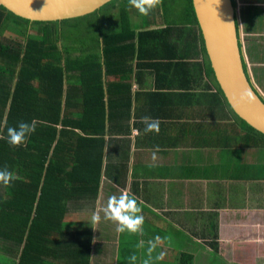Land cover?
<instances>
[{
	"label": "trees",
	"instance_id": "1",
	"mask_svg": "<svg viewBox=\"0 0 264 264\" xmlns=\"http://www.w3.org/2000/svg\"><path fill=\"white\" fill-rule=\"evenodd\" d=\"M247 16L246 29L254 31L260 19L255 12ZM8 29L19 40L2 47L9 50V63L0 66V136L4 137L0 139V168L7 167L15 180L9 187L0 185V264H109L114 241L103 242L101 229L94 230L91 220H86L91 214H79L72 207L80 201L95 203L99 196L104 151L101 136L114 107L120 104L112 99L114 93L118 97L130 87L126 81L133 77L134 68H129V59L143 74L154 75L151 103H162L157 97L169 94H163L161 88L172 90L175 79H181L179 90L190 91L191 102H200L215 90L205 105V116L211 115V107L218 101L223 123L234 118L247 132L246 142L238 145L228 138L224 142L222 137L221 144L230 148L234 174L264 179V164H257L255 171L251 170L253 163L247 168L243 164L256 152L259 162H264L260 159L264 158V134L229 105L211 66L193 0H162V6L147 16L130 7L128 0H113L89 15L51 22L30 21L0 6V36ZM194 56L200 60H187ZM205 78L208 81L203 84ZM75 100H80L81 120L94 117L99 123L75 124L88 138L100 137L97 140L102 148L97 158L91 156L87 162L72 157L74 144L73 148L70 144L75 133L64 120L77 110L72 104ZM127 105L130 103L123 107ZM32 120L37 122L36 130L26 146H11L7 128ZM95 160L96 174L88 172L76 184V175ZM249 169V173L241 171ZM124 248L121 245V255ZM214 250L219 256L215 244ZM182 256V264L194 263L192 253ZM120 264H129V259ZM136 264H142L138 257Z\"/></svg>",
	"mask_w": 264,
	"mask_h": 264
},
{
	"label": "crops",
	"instance_id": "2",
	"mask_svg": "<svg viewBox=\"0 0 264 264\" xmlns=\"http://www.w3.org/2000/svg\"><path fill=\"white\" fill-rule=\"evenodd\" d=\"M245 5L248 8L244 10L243 26L249 17L247 15L255 12L259 18L262 17L257 20L258 28L256 26L252 31L256 40H247L251 46L246 50L243 46L245 60L257 63L255 67H248L254 82L264 79V29L261 27L264 25V12L259 10L264 9V0H245ZM247 10L253 13H247ZM13 40L18 41L19 38L9 33V29L1 34L0 66L9 63V50L3 51L2 47H9V42ZM195 59L200 60L197 56L187 60L192 62ZM128 64L129 68H134L133 77L126 81L130 87L120 91L118 97L114 93L112 99H118L120 104L116 105L118 108L114 107L113 116L108 118L107 129L101 136L104 151L97 201H80L73 207L71 205L78 209L79 214L92 215L97 207L106 205L110 195H119L121 190H127L143 201L145 234L142 237L117 232V225L104 220L101 212V222L95 225L98 227L96 230L101 229L103 242L112 239L115 245V251L111 250L110 253L111 258L108 257L109 264L125 263L133 254L142 262L147 258V241L157 235L166 239L153 257L160 251L165 252V256L163 260L154 261V264H182L179 262L182 254L194 255V252L200 255L195 253L193 264H225L223 261L226 264H250L248 260L251 261L253 257L254 264H264V205L262 202L261 206H255L251 202L253 187L264 186V179L234 174L233 158L227 151L230 148L221 144L222 137L224 142L228 138L237 145L246 142L244 136L247 132L234 118L223 123L218 101L213 103L211 115L205 116V105L215 90L210 91L208 97H201L200 102H191L188 96L190 91L178 89L181 79L171 81L172 90L161 88L163 94H169L168 97H157V100L163 99L162 103H151L154 97H149V93L155 90L154 75L140 72V66H136L134 60L129 59ZM183 81L190 82L187 78ZM207 81L205 78L203 84ZM256 86L258 88L259 85ZM108 98L107 95L106 100ZM2 102L0 110L3 108ZM125 103L130 105L124 108ZM72 104L76 105L77 110L64 118L68 121L66 125H71V131L75 133L70 144L71 148L74 144L72 157L85 162L91 156L96 159L102 148L97 140L100 137L88 138L75 124L94 126L99 123H95L94 117L81 120L80 100L72 101ZM8 110L9 104L5 114ZM145 116L160 121L159 134L144 132L142 117ZM44 124L53 126L51 122ZM193 125L200 129H194ZM156 146L160 151L155 153L153 159ZM250 164L252 162L247 167ZM263 164V161L258 163ZM75 165L81 169L78 161ZM96 171L95 160L88 169L76 175V184L81 183L88 172L96 174ZM257 191L262 199L264 193ZM141 239L145 241L144 248L137 247ZM214 244L218 247L219 256L215 254ZM121 245L125 247L123 255Z\"/></svg>",
	"mask_w": 264,
	"mask_h": 264
},
{
	"label": "water",
	"instance_id": "3",
	"mask_svg": "<svg viewBox=\"0 0 264 264\" xmlns=\"http://www.w3.org/2000/svg\"><path fill=\"white\" fill-rule=\"evenodd\" d=\"M113 0H0V6L30 21L51 22L89 15ZM234 0H193L211 66L229 105L264 134V99L244 67ZM250 91L252 100H242Z\"/></svg>",
	"mask_w": 264,
	"mask_h": 264
},
{
	"label": "clouds",
	"instance_id": "4",
	"mask_svg": "<svg viewBox=\"0 0 264 264\" xmlns=\"http://www.w3.org/2000/svg\"><path fill=\"white\" fill-rule=\"evenodd\" d=\"M130 7L136 9L141 15L147 16L153 10L162 6V0H128ZM240 39L242 38V27L240 21V15L237 13ZM241 49L244 60L245 71L247 72L249 79L252 81L253 85L256 86L251 79L248 64L245 60L242 41ZM242 100H252L253 95L250 91H245L241 97ZM36 121L32 120L29 122L21 121L15 127L7 128V140L8 143L13 147L26 146L29 138L36 130ZM142 123H144L145 133L155 132L159 134L160 132V121L154 120L150 117H142ZM0 136V139H3ZM160 151L159 146H156L153 151V159H155V153ZM15 180V175L13 172L9 171L7 167L0 168V185L4 187L11 186L12 182ZM101 212H103V219L106 221L114 222L117 227L116 231L119 233H128L139 236H144V224L145 218L143 215V201H139L138 198L127 190H121L119 195L112 194L108 197L107 203L103 208L97 207L91 215V227H94L101 222ZM164 239L160 236H155L147 241V258L142 261V264H154V261L163 260L165 252H158L155 257L153 253L156 249L164 242ZM95 242V241H93ZM139 248L145 247V241L141 239L137 245ZM129 264H136L137 256L135 254L131 255L129 258Z\"/></svg>",
	"mask_w": 264,
	"mask_h": 264
},
{
	"label": "rangeland",
	"instance_id": "5",
	"mask_svg": "<svg viewBox=\"0 0 264 264\" xmlns=\"http://www.w3.org/2000/svg\"><path fill=\"white\" fill-rule=\"evenodd\" d=\"M247 8H248V6L245 5V0H239V1L237 0V13L239 15H241V23H242V25H241V27H242V38H241V41H242V46L245 45V50L248 47L251 46V45H248L247 44V40H253L254 41L257 38V37H255V36L252 35V31H248L246 29V26L247 25L243 26V24H244V10L247 9ZM259 10L262 11V12H264V9H259ZM247 13H253V11L247 10ZM133 19L136 20L135 17H133ZM259 19L261 20L262 17L259 18ZM138 21H139V19H138ZM256 26L258 28V25L257 24H256ZM261 27L264 29V25L261 26ZM70 30L71 29H69V31ZM247 61H248V67L249 68L255 67L256 64H257L255 61H250V60H247ZM254 83L256 85H259L258 88H259L260 92L262 93V95L264 97V79L263 80L256 79V80H254ZM258 158H259V156H258V153L257 152L256 153H253V154H251L250 156L247 157V160L250 161V162H252L254 164V167L252 166V168H251V170H253V171H255L257 164L260 163ZM260 159L264 160V158H260ZM243 164H245L246 165L245 168H247V161H246V159L243 161ZM241 171H243L245 173H249L250 172V169L248 171H245V170H241ZM257 190H261L262 193H264V186L263 185H257L255 188L253 187L254 196L252 197L251 202H253L255 206H258V205L261 206L262 205V202H263V205H264V195L262 196V199H260V196L261 195H259V192ZM256 191L258 192V194H256ZM195 253H197V252H194V255H195ZM196 255H200V254L197 253ZM231 259H232V257H231ZM242 259L245 261L244 258H242ZM248 261L250 262V264H254V257L252 258L251 261L250 260H248ZM235 264H237V263H235ZM238 264H240V263L238 262Z\"/></svg>",
	"mask_w": 264,
	"mask_h": 264
},
{
	"label": "flooded vegetation",
	"instance_id": "6",
	"mask_svg": "<svg viewBox=\"0 0 264 264\" xmlns=\"http://www.w3.org/2000/svg\"><path fill=\"white\" fill-rule=\"evenodd\" d=\"M255 87H256L257 91L259 92V94L261 95V97L264 99L262 93L259 91V89L257 88V86H255Z\"/></svg>",
	"mask_w": 264,
	"mask_h": 264
}]
</instances>
